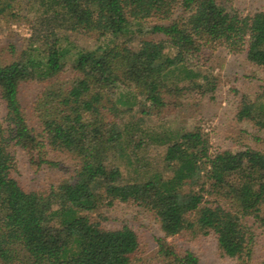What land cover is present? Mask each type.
<instances>
[{
  "label": "trees",
  "instance_id": "obj_1",
  "mask_svg": "<svg viewBox=\"0 0 264 264\" xmlns=\"http://www.w3.org/2000/svg\"><path fill=\"white\" fill-rule=\"evenodd\" d=\"M226 2L31 1L26 48L0 64L1 264H140L136 229L99 218L115 202L142 207L157 222V264H201L168 238L209 233L222 255L249 263L254 224L264 223V151L210 152L197 125L151 124L165 96L196 81L204 91L206 76L188 58L222 47L264 67V8L240 14ZM26 14L19 0H0L1 21ZM70 32L102 43L75 48ZM31 81L40 87L26 108L19 92ZM235 116L264 127V91L242 95ZM36 146L67 153L72 173L25 188L14 175L16 148Z\"/></svg>",
  "mask_w": 264,
  "mask_h": 264
},
{
  "label": "rangeland",
  "instance_id": "obj_2",
  "mask_svg": "<svg viewBox=\"0 0 264 264\" xmlns=\"http://www.w3.org/2000/svg\"><path fill=\"white\" fill-rule=\"evenodd\" d=\"M31 1L19 0L22 14L27 13ZM226 5L228 10L247 14L264 8V0H227ZM26 16L12 22L0 20V64L21 58L27 37L32 32L31 14ZM68 37L75 48H90L102 43L100 38L81 32H70ZM144 37L156 39L158 36L147 33ZM186 63L206 76L203 80L204 91L197 88L199 81H196L186 85L178 95L165 96L168 104L159 116L151 119V124L164 123L181 129H191L197 125L208 137L210 152L217 149L239 151L246 147L264 151V127L247 119L238 120L235 116L242 95L248 94L252 99L264 91V67L249 62L243 51L234 53L222 47L207 50L199 58H188ZM39 87L36 81L21 85L19 97L23 106L28 108ZM4 114L5 109L0 100L1 122H4ZM15 154L14 175L27 189L47 187L67 177L73 170L74 162L67 153L51 150L47 146L27 149L17 147ZM201 175L196 177L198 181ZM100 212L102 215L99 218L108 226L128 222L136 229L141 239L138 255L140 264L158 263L155 257L156 237L162 233L148 211L131 203L115 202L103 206ZM91 215L96 217L95 212ZM253 232V253L247 264L264 261V223L256 222ZM168 240L174 242L180 251L191 250L201 264H239L234 257L221 254L211 233L194 239L175 236ZM7 264L24 263L17 261Z\"/></svg>",
  "mask_w": 264,
  "mask_h": 264
}]
</instances>
